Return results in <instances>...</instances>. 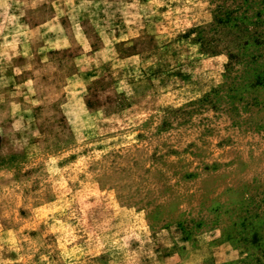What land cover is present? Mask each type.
<instances>
[{
  "label": "rangeland",
  "instance_id": "rangeland-1",
  "mask_svg": "<svg viewBox=\"0 0 264 264\" xmlns=\"http://www.w3.org/2000/svg\"><path fill=\"white\" fill-rule=\"evenodd\" d=\"M0 264H264V0H0Z\"/></svg>",
  "mask_w": 264,
  "mask_h": 264
}]
</instances>
